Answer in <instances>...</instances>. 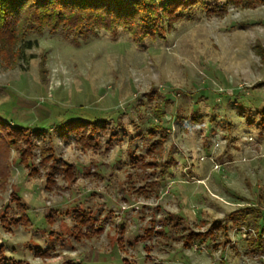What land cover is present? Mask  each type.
<instances>
[{"label": "rangeland", "instance_id": "rangeland-1", "mask_svg": "<svg viewBox=\"0 0 264 264\" xmlns=\"http://www.w3.org/2000/svg\"><path fill=\"white\" fill-rule=\"evenodd\" d=\"M207 2L224 11L195 7L143 47L122 29L75 40L45 30L27 37L33 47L15 69L0 66L1 118L39 130L32 167L9 152L0 216H16V198L29 222H0L6 264H264V222L237 220L264 211V1ZM72 119L104 126L98 145L81 148L63 130ZM114 131L120 141L107 146ZM49 149L56 161L39 167ZM60 161L73 182L49 170ZM74 214L102 233L77 237ZM166 219L179 223L173 234L162 233ZM216 222L190 249L175 237L207 235Z\"/></svg>", "mask_w": 264, "mask_h": 264}, {"label": "trees", "instance_id": "trees-1", "mask_svg": "<svg viewBox=\"0 0 264 264\" xmlns=\"http://www.w3.org/2000/svg\"><path fill=\"white\" fill-rule=\"evenodd\" d=\"M208 0H0V66L5 70L15 69L19 61L24 57V52L33 47V43L27 40L32 33H42L48 30L52 33L62 32L66 37L75 40L79 37L96 35L98 31L114 33L119 29L124 30L129 38L143 47L148 40H154L163 35L173 25L181 19H184L188 13L195 7L202 6L208 12L220 14L221 8H211ZM264 0H230L235 6L250 7L262 3ZM42 66L45 64V58L41 61ZM45 72V69L43 70ZM159 107H155L154 110ZM159 123L154 130H160L161 138L163 128L160 126L162 116H155ZM104 126L98 125L94 121L72 119L65 122L63 130L74 135L75 142L83 149H91L98 145L99 133L103 131ZM29 129L12 126L8 121L0 116V191L4 189L9 174L8 157L13 148H17L19 161L25 167H32L30 158L32 157V133L36 134L39 130L29 132ZM152 135V131H150ZM120 141L117 132L108 138L107 146L114 142ZM163 140H160V142ZM153 143L148 147L149 156L158 159L159 144ZM157 148V149H156ZM160 153V152H159ZM40 157V166L46 168L53 162L54 155L52 150H42ZM147 162L148 168L156 167L157 162ZM56 161V160H55ZM56 168L55 163L48 167L50 171L59 172L62 178L73 182L76 179V171L72 165L59 162ZM163 167H167L166 164ZM32 174L39 171L38 168L31 170ZM59 174V175H60ZM52 173L46 174L45 188L51 189L55 185ZM149 186H154L157 192L158 183L150 182ZM142 192L143 190L138 189ZM147 197V196H146ZM16 204V216H0L2 227L7 230L10 227H16L19 223L29 222L26 209L21 206L18 199ZM250 209V208H249ZM238 221L250 216L255 220L260 219L264 222V211L251 209H242ZM251 213H249V212ZM76 221V234L85 238L102 233V228H94L93 218L84 215L74 214ZM237 218V215H234ZM163 231L168 235V231L174 233V227L179 223H173L171 219H166ZM171 223V226L169 225ZM216 224V225H214ZM212 228L206 231L207 235H201L198 232L190 230L187 234H181L177 240H181L185 249H190L195 243L200 244L210 241L212 236L220 230V225L214 223ZM181 227V226H180ZM81 229L84 231L82 232ZM167 229V232L164 230ZM180 238V239H179ZM257 244H255L256 246ZM42 256L41 252L37 251ZM0 264H6L4 249L0 247ZM20 264V263H13ZM64 264H71L66 262Z\"/></svg>", "mask_w": 264, "mask_h": 264}]
</instances>
